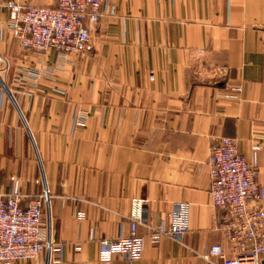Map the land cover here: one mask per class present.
<instances>
[{
  "label": "crops",
  "instance_id": "crops-1",
  "mask_svg": "<svg viewBox=\"0 0 264 264\" xmlns=\"http://www.w3.org/2000/svg\"><path fill=\"white\" fill-rule=\"evenodd\" d=\"M8 2L0 0V196L18 188L26 206L48 187L45 210L62 246L49 264H216L200 255L229 246L227 210L212 205V146L237 140L264 187V0H108L97 21L86 19L89 47L66 56L23 46ZM138 199L155 223L189 202V230L147 238L133 261H102L100 240L131 233Z\"/></svg>",
  "mask_w": 264,
  "mask_h": 264
},
{
  "label": "built area",
  "instance_id": "built-area-1",
  "mask_svg": "<svg viewBox=\"0 0 264 264\" xmlns=\"http://www.w3.org/2000/svg\"><path fill=\"white\" fill-rule=\"evenodd\" d=\"M108 0H57V6L23 5L9 0V25L23 46L41 52L55 48L62 56L82 52L90 45L91 30L86 19L95 22ZM154 71L150 77L154 79ZM242 91V88H237ZM80 114L77 124L84 125ZM212 177V205L227 210L220 229L229 246L213 244L200 254L216 264H263L264 256V187L257 179V168L240 150L237 140L224 136L212 146L208 161ZM24 194L18 188L0 196V263L40 261L45 252V264L53 254L62 252L56 243L51 215L50 191L46 187L39 195L22 205ZM143 199L135 200L131 214V233L100 240V259L112 262L117 256L133 261L140 258L147 238L157 243L166 236L186 233L190 228V203L178 202L167 221L159 223L144 218ZM147 224L149 235L138 233L141 223Z\"/></svg>",
  "mask_w": 264,
  "mask_h": 264
},
{
  "label": "rangeland",
  "instance_id": "rangeland-1",
  "mask_svg": "<svg viewBox=\"0 0 264 264\" xmlns=\"http://www.w3.org/2000/svg\"><path fill=\"white\" fill-rule=\"evenodd\" d=\"M46 216H48V218L50 217V214L49 213H46Z\"/></svg>",
  "mask_w": 264,
  "mask_h": 264
}]
</instances>
